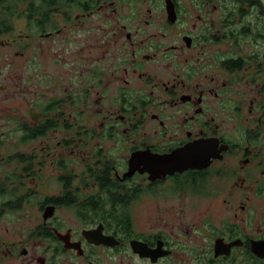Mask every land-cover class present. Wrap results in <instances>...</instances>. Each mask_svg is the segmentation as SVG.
<instances>
[{"label":"flooded vegetation","instance_id":"flooded-vegetation-1","mask_svg":"<svg viewBox=\"0 0 264 264\" xmlns=\"http://www.w3.org/2000/svg\"><path fill=\"white\" fill-rule=\"evenodd\" d=\"M92 1L35 34L0 264H264V0Z\"/></svg>","mask_w":264,"mask_h":264},{"label":"rangeland","instance_id":"rangeland-1","mask_svg":"<svg viewBox=\"0 0 264 264\" xmlns=\"http://www.w3.org/2000/svg\"><path fill=\"white\" fill-rule=\"evenodd\" d=\"M151 0H127L125 4H141L148 6L150 4L152 10V19H163L165 12L163 9L162 1L155 0L156 5L154 7ZM162 6V11H161ZM189 8L186 5L185 11ZM67 12L71 14V19L74 18L80 10L78 8H68ZM92 19L96 17H91ZM144 18V17H143ZM183 19H186L182 16ZM56 19L63 21L64 18L56 16ZM13 24L12 30L0 36V179L16 178L20 175L19 168L21 164L15 161L6 162L2 160L7 154H12L14 151H27L30 152L36 149L43 152L40 148L41 142L24 144H17L19 131H17L18 123L31 121L32 112V87L33 79L37 70V62L42 59L41 68L47 69L49 67V55L45 53L46 49L51 51V47L48 48V44H52L55 50L58 49V43L43 41V55L39 57V51L34 49L35 34L33 28L28 25L27 21L23 17L13 18L11 21ZM182 27L176 28L179 30L184 29ZM75 32L71 35V41L68 43L69 49L72 51L77 50L80 39L81 30L75 28ZM67 49V51L69 50ZM4 135L2 138L1 136ZM58 138V137H57ZM57 138L51 139L49 145L52 150H58ZM28 156L31 154L27 153ZM41 158V157H40ZM48 163V162H47ZM49 164L43 169V173H39V176L49 175ZM50 184L54 181L52 178H48ZM145 204L142 208L145 209ZM28 209L27 211H29ZM138 211V207L136 208ZM11 212H4L0 217V226L6 221L7 215Z\"/></svg>","mask_w":264,"mask_h":264},{"label":"trees","instance_id":"trees-1","mask_svg":"<svg viewBox=\"0 0 264 264\" xmlns=\"http://www.w3.org/2000/svg\"><path fill=\"white\" fill-rule=\"evenodd\" d=\"M92 3V0H0V36L12 30L13 18L23 17L36 34L49 28L57 15L68 19V8L88 9Z\"/></svg>","mask_w":264,"mask_h":264},{"label":"water","instance_id":"water-1","mask_svg":"<svg viewBox=\"0 0 264 264\" xmlns=\"http://www.w3.org/2000/svg\"><path fill=\"white\" fill-rule=\"evenodd\" d=\"M165 2H166V6H165V8H166V10H167V12H168V14L170 15L171 13H174V6H173V4H172V2L170 1V0H165ZM174 18V17H173ZM136 154H134L133 156H132V159H133V157L135 156Z\"/></svg>","mask_w":264,"mask_h":264}]
</instances>
